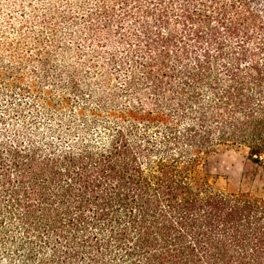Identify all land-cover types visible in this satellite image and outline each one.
<instances>
[{
    "label": "trees",
    "instance_id": "obj_1",
    "mask_svg": "<svg viewBox=\"0 0 264 264\" xmlns=\"http://www.w3.org/2000/svg\"><path fill=\"white\" fill-rule=\"evenodd\" d=\"M7 6L1 264H264V195L201 172L264 167V0Z\"/></svg>",
    "mask_w": 264,
    "mask_h": 264
},
{
    "label": "rangeland",
    "instance_id": "obj_2",
    "mask_svg": "<svg viewBox=\"0 0 264 264\" xmlns=\"http://www.w3.org/2000/svg\"><path fill=\"white\" fill-rule=\"evenodd\" d=\"M66 0H3L1 4H8L14 10L15 16L30 15L32 10L42 11L43 8L54 6L60 7ZM19 3H25L28 9L23 11L18 7ZM4 10V13L6 12ZM26 12V14H25ZM14 35L13 30L10 31ZM28 79L27 76L23 80ZM201 172L209 183L216 188L228 193H236L241 190H250L254 193L264 195V167L250 164L246 152L235 150L231 147H221L212 153L201 166ZM244 172L246 178H244ZM1 264V262H0ZM4 264V263H3Z\"/></svg>",
    "mask_w": 264,
    "mask_h": 264
}]
</instances>
